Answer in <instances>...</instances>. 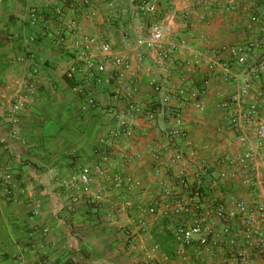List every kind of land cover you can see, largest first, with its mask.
I'll return each instance as SVG.
<instances>
[{"label": "crops", "instance_id": "1", "mask_svg": "<svg viewBox=\"0 0 264 264\" xmlns=\"http://www.w3.org/2000/svg\"><path fill=\"white\" fill-rule=\"evenodd\" d=\"M145 1L148 2L123 0L116 8L108 9L106 15L98 17L96 23H84L87 34L102 36L117 53L130 55L132 81L140 89L138 101L142 105H162L153 109L152 121L140 118L136 122L132 141L115 144L114 157L105 164L100 154L101 141L108 139L109 132L117 127L113 116L108 111L87 108L84 96L79 93L83 85L81 77L74 81L65 75L74 61L73 56L43 36V25L34 28L29 23L30 8L45 9L47 4L59 6L63 1L0 0V86L4 90L0 94V170L11 174L15 183L14 198L13 195L6 197L0 185V264H127L125 241L131 242L128 235L132 225L139 221L140 204L149 202L161 208L171 207L175 199L166 198L162 184L175 189L176 199L189 193L178 186L182 166L171 160L182 151L180 144L186 140L197 149L194 161L211 166L208 176L200 172L208 198L225 203L230 210H235L238 203L247 204L250 212L246 217L252 221L251 229L264 240V218L257 211L264 209L260 163L264 161V148L245 175L231 171V176L223 164L225 157L236 158L252 147L257 152L255 143L245 144L231 132L226 120L228 109H221L227 92L222 91L223 81L227 76H171L173 68L166 74L151 57L141 61L132 50L145 27L173 16L174 36L170 43L178 49L171 59L172 66L192 63L213 49L227 47L229 50L220 53L218 59L225 64L237 63V56L230 51L240 46L246 35L249 3L247 9H241L244 0H153L157 5L156 15L141 13L139 19H134V5ZM49 9V18L54 22V13ZM258 31L257 28L249 32L251 38ZM31 34L38 37L37 43L34 52L26 54L23 43ZM9 35L19 36L16 44L7 42ZM22 56L27 58V68H39L40 79L32 102L19 116V135L15 137L10 133L5 112L16 90L15 82L26 75L25 66L19 61ZM263 59L264 56L257 57V61ZM139 68L143 69L142 76L138 74ZM234 77L236 83L246 79L245 75ZM178 79L183 87H177ZM263 88L264 78L258 84V91ZM180 89L185 90L182 96L177 94ZM165 96L172 97L169 105L176 102L177 117L169 115L165 108L168 105L163 103ZM94 97L103 109L112 108L115 105L113 83L96 87ZM176 98L183 99L182 104L187 103L179 104L180 99L176 101ZM253 127L251 123L248 129ZM175 129L182 132V137L173 133ZM124 156H129L131 161L125 163ZM194 161L189 158L188 169L192 170ZM85 167L95 172L102 169L109 174V179L96 178L98 189L107 198L98 207L71 206L66 199V181L78 176ZM114 175L129 177L132 182L118 188L112 180ZM242 178L251 182L245 183ZM119 208L125 211L118 214ZM160 220L148 216L147 225L156 228ZM234 226V235L240 244V248L235 246L236 253L244 257L234 261L264 264V251L258 246L260 236L247 234L250 227H244L241 219ZM45 229L49 230L48 234L43 233ZM248 239L253 242L250 247L246 245ZM226 247H229L227 243L218 252L224 264H232L228 258L234 255L229 256ZM195 255L207 263L210 258Z\"/></svg>", "mask_w": 264, "mask_h": 264}, {"label": "built area", "instance_id": "2", "mask_svg": "<svg viewBox=\"0 0 264 264\" xmlns=\"http://www.w3.org/2000/svg\"><path fill=\"white\" fill-rule=\"evenodd\" d=\"M62 1L59 6L50 7L47 4L45 9L30 8L29 23L34 28L43 25V36L48 37L54 46L69 52L73 56L74 61L68 67L65 75L74 81L77 77H81L83 85L80 87L79 93L84 96L87 108L94 111L102 110L103 113L108 111L113 116L117 127L109 132L108 139L101 141L102 149H100L102 161L109 164L114 157L115 144L124 141L129 142L134 138L136 122L140 118H147L149 121L154 119L153 110L141 105L137 99L140 95V89L130 76L133 68L130 55L117 53L107 39L99 35L87 34L84 31L86 21L96 23L98 17L106 15L108 9L116 8V4H120L123 0ZM48 8L54 13V22L49 18ZM132 13L134 19H139L141 13L153 16L157 13V5L153 0H148V2H142L141 5H134ZM253 21L257 22L258 19L253 18ZM172 22L173 16L158 20L145 27L143 32L137 36L132 50L138 54L141 61L146 57H151L155 64L164 67L174 57L178 46L170 43ZM37 38L35 34H31L24 41L23 47L27 51L26 54L34 52ZM18 40L19 36L9 35L7 37V42L12 45L16 44ZM231 53L237 56L238 64L243 65L250 60L249 52L243 51L241 48L232 49ZM19 61L25 66L26 75L15 82L16 90L13 92L9 107L5 112L10 133L15 137L19 135L17 127L19 116L32 102L38 91L40 79V70L37 66L27 68L26 56L20 57ZM263 78L264 76H258L257 72L254 76H246L242 83L237 84V93L233 98L237 103H247L248 108L243 116L251 123L253 121L255 123L257 152L248 149L241 156L235 158L239 164H244V167H247L261 153L264 146V89L258 91V84ZM109 83H113L115 105L110 109H103L94 97V90L96 87ZM3 92V87L0 86V94ZM177 94L182 96L185 94V90H180ZM171 100L172 97L165 96L163 103L171 106L169 105ZM147 106L150 107V105ZM173 133L178 135L180 131L175 129ZM242 141L244 142L245 139L242 138ZM186 146L191 148L192 142L186 140ZM123 158L125 163L131 161L129 156ZM171 160L173 163H180L184 157L178 154L172 156ZM194 168L195 170H185L186 173L182 172V177L179 178L180 187L183 190H190L191 195L189 197H184L180 202L175 201V205L172 204L168 208H161L159 205L149 202L140 204L139 229L143 235L147 233V216L172 219L173 237L178 245L179 253L194 251L199 255H207L214 259L218 257V251L226 243L229 246L240 248V244L234 235V223L241 219L244 226L252 225L251 219L246 217L250 210L245 203H238L235 210H230L225 203L210 200L201 175L208 176L211 168L206 165H203L200 170H197V167ZM95 171L85 167L77 177L67 180L66 186L71 191L70 198L73 203L84 202L96 207L103 204L106 195L101 188L98 189L96 178L100 177L105 180L106 173L104 170ZM222 176L224 177L225 174ZM112 180L117 187L132 182L131 178H122L121 176H115ZM0 183L5 195L11 197L15 188L12 175L0 170ZM161 188L167 199L174 196V188L165 184H162ZM260 210L264 218V209ZM173 214L174 217H172ZM44 233L46 234L47 230H44ZM258 235L261 240L258 246L262 248L263 236ZM225 238H228L227 242L224 241ZM250 241L247 240L246 245L251 246L253 242ZM130 243L132 247L137 245L135 238H132ZM240 257L243 259V254Z\"/></svg>", "mask_w": 264, "mask_h": 264}, {"label": "rangeland", "instance_id": "3", "mask_svg": "<svg viewBox=\"0 0 264 264\" xmlns=\"http://www.w3.org/2000/svg\"><path fill=\"white\" fill-rule=\"evenodd\" d=\"M246 1H247V3H246ZM248 3H249V9H247V6H246V4H248ZM244 8L247 9L246 13L250 16H249L247 22L245 20L246 25L244 26V30L246 31V35L243 36L242 40L240 41V46H238L237 48H241L243 51L249 52L250 60L247 63L241 65V64H238V63L232 61L231 64H229V63L225 64L226 62H223L220 59H218L220 53L229 50V48L227 47L225 49L222 48L221 50H220V48L219 49H213L211 52L204 54V56L200 55L199 58L192 61V63H188L186 65L174 64L172 66V64H171L172 60H170L168 62V64L164 67H160L157 64L156 65L158 67H160L162 69V71H164V73H166V74H168V72L171 70V68H173L170 71L171 76H188V74L189 75L190 74L195 75V76H227L223 81V90L222 91H227V92L224 93V95H226V98L223 99L222 103L220 104L221 109L222 108L228 109L227 114H226L227 115L226 120L228 123H230L229 126H230V128H232L231 132H233L235 134V136H237V138H239V139L240 138L246 139V141L243 142L245 144H247V143L252 144L253 143V145H254V143H255L256 144L255 147L257 148V139L255 137V129H254V127L250 130L248 129V126L251 125V121L244 118V116H243L247 111L248 105H247V103H242V104L237 103L233 99L237 93V84H240V82L239 83L235 82L236 79L234 76H241V75L254 76V74H256V72H257L258 76H264V59L262 61H257V57L259 58V57L264 56V0H244L241 3V9H244ZM253 18H257L258 21L254 22ZM257 28L259 31L257 32V34H254V36H252V38H251L252 34L249 32H254L255 30L257 31ZM173 36H174V34L172 33L171 40H172ZM205 57H208V58H205ZM152 69L154 71H157V69L155 67H152ZM137 70H138L139 75L142 76L144 74L142 71L143 69L139 68ZM159 75H160V71H159ZM130 76H134L132 74V72H131ZM229 76H232V77H229ZM210 79H211V77H210ZM155 84L156 83H154V84L152 83L151 85L155 86ZM207 84H210L209 80L207 81ZM177 87H183L181 84V79L179 80ZM171 88H172V86H171ZM182 89H180V90H182ZM180 90H177V91H180ZM177 100H179V104H182L183 99L176 98V101ZM184 103H187V101H184ZM184 103L182 105H184ZM176 105H177L176 102H174L171 104V106H165V108H167V110L170 112L169 115L172 117H177L175 115L177 112V111H175V110H177ZM145 106L147 108H151L153 110L157 107H161L162 105L156 104V105H150V107L147 105H145ZM236 110H241V111L236 112ZM252 123H253V125H255L254 121ZM176 130H178V129H176ZM181 134H182V132H180V134H178V135L180 137H182ZM178 135H176V136H178ZM253 137H254V139H253ZM180 147H181L182 151H178L175 155L181 154L184 157V160L181 161L180 163L178 162L176 164H180L182 166L181 174H182V172L185 174L186 173L185 170L190 171V169L187 168V167H189L188 165H190L189 158L192 159V161H194V157L196 156L195 150H197V149H196V147L193 146V144H192L191 148L186 146V141L183 144L181 143ZM253 148L254 147H252L251 149L253 150ZM263 148H264V146H263ZM254 160H256V158ZM254 160L252 161V163H249L247 165V167H244V164H239L235 160V157L234 158L233 157H225V161H224L225 163H223V164H225V169H226L225 171L229 170L228 172H230L231 176H232V172H233V174H238V171H240L241 174L243 173V175H245V173L247 171H249V168L252 167L253 162H255ZM260 163L262 164V166H261L262 174L261 175H263V177H261V179H262L261 182L264 185V161H260ZM203 165L210 166V165L206 164L205 162H195L194 161L193 163H191V169L195 170L194 167H197L196 169L200 170V168H202ZM210 168H211V166H210ZM100 170H102V169H100ZM105 173H106V179H109L108 172L105 171ZM181 174L177 178L178 184L180 181L179 178L182 177ZM114 176H116V175H114ZM75 177H77V176H74L72 178H75ZM72 178H70V179H72ZM244 179L245 178H242V180L245 181V183H246V181H249V183L251 182L250 179H247V178L245 180ZM13 182H14V178H13ZM0 185H1V183H0ZM14 185H15V183H14ZM178 186H180V184ZM118 188H120V187H118ZM2 189H3V187H2ZM14 190H15V188H14ZM183 191L189 192L188 195H186L185 197H189V195H191L190 190H183ZM3 192H4V189H3ZM4 195H5V192H4ZM20 195L22 196V194H20ZM65 195L67 197L66 198L67 202L69 204H71V206L85 204L84 202H81L79 204L73 203L72 199L70 198L71 191L68 188H67V191L65 192ZM6 197H9V196H6ZM14 197H15V194L13 193L12 198H14ZM175 197H176L175 195L171 196L170 199L174 198L176 202H180L183 199V198L176 199ZM85 205H87V204H85ZM87 206L96 207V206H92V205H87ZM124 211H125L124 208H119V210H117V213L122 214ZM258 212L260 213L261 210L258 209ZM135 214H136V216L138 215L137 213H135ZM260 215H261V213H260ZM174 216L175 215L173 214L172 217H174ZM140 217H141V215L139 213V219H140ZM159 218L161 220H160L159 224L156 223L157 224L156 228H154L155 225L154 226L152 225L151 227L146 225L147 233L145 235H143L142 232L140 231L138 221L135 222V225H132V228L129 231L130 235H128V236H131V239L132 238H138V241L140 244L137 243L136 247H132L131 243L125 241L127 249L125 250L126 253H124V255L126 256L125 262L127 261L126 262L127 264H224L223 263L224 259L219 253L217 254L218 255L217 258H214V259L209 258V260H207L208 263L203 262L201 257L196 256L194 251H190V253L188 252V253H183V254L179 253L178 245L176 244V242L174 240L173 232H172L173 220L167 219V218L164 219L162 217H159ZM176 218H178V217H176ZM174 222H175V220H174ZM168 226H169V229L166 228ZM164 227H165V229H163ZM244 227H246V228L250 227V230H247V234H252V236L257 235V232L252 231L253 228L251 229V226H244ZM259 227H260V230H262V232H263V229H261V226H259ZM42 231L44 233V230H42ZM256 231H259V230H256ZM48 232H49V230H47L46 234H48ZM125 239H126V237H125ZM126 240H130V238H128ZM261 245L263 246L264 243L263 244L261 243ZM247 246L250 247L249 245H247ZM144 248L146 251L144 250ZM262 249H263V247H262ZM237 250L238 249L235 246H231V245L229 247L225 248V252H228V255L229 254L234 255V257L228 258L231 260L232 264H244V262L240 261V260L234 261V259L242 258L239 255L237 256V253H236ZM245 264H246V262H245Z\"/></svg>", "mask_w": 264, "mask_h": 264}]
</instances>
